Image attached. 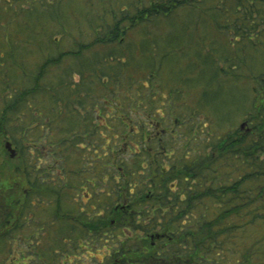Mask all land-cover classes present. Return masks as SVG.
Listing matches in <instances>:
<instances>
[{
    "label": "trees",
    "instance_id": "16d2710c",
    "mask_svg": "<svg viewBox=\"0 0 264 264\" xmlns=\"http://www.w3.org/2000/svg\"><path fill=\"white\" fill-rule=\"evenodd\" d=\"M0 135V264H264V0H0Z\"/></svg>",
    "mask_w": 264,
    "mask_h": 264
},
{
    "label": "rangeland",
    "instance_id": "374dc122",
    "mask_svg": "<svg viewBox=\"0 0 264 264\" xmlns=\"http://www.w3.org/2000/svg\"><path fill=\"white\" fill-rule=\"evenodd\" d=\"M223 92H226V93L222 94L220 92L221 93L220 97L218 96V94H216L217 96L216 98H218V102L221 105L224 104L228 106L232 103L236 104L240 100V94L237 92H232L231 90H223ZM4 139L5 138L0 135V179L2 180V182L0 183V188L2 189V193H1L2 196H7L8 194L10 195V197L7 199V201L10 202L11 200H13V197H17L20 194V191L24 190L25 183H24L23 176L21 173L20 160L18 156H16V154L14 157H10V152L5 148ZM56 170H58L57 167L56 168L46 167V169L41 171L40 175L44 178H45V175L52 176L53 175L52 173H56ZM3 182L6 185V188L1 187ZM9 186H15V188L17 187L19 189L9 190L8 189ZM131 241L137 242L136 239H132ZM86 243H87L86 244L87 247L83 249V252L80 251L81 255L79 256V260L75 259L72 264H75L76 261H79V264H95L93 263V260L101 256L100 252L90 250L91 244L89 240H87ZM163 246L167 248L168 244L167 243L163 244Z\"/></svg>",
    "mask_w": 264,
    "mask_h": 264
},
{
    "label": "water",
    "instance_id": "95a60500",
    "mask_svg": "<svg viewBox=\"0 0 264 264\" xmlns=\"http://www.w3.org/2000/svg\"><path fill=\"white\" fill-rule=\"evenodd\" d=\"M5 148L10 152V157H14L16 154V151L11 147L9 142L5 143Z\"/></svg>",
    "mask_w": 264,
    "mask_h": 264
}]
</instances>
